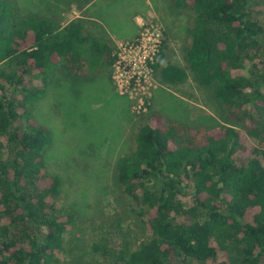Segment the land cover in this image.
<instances>
[{
  "label": "trees",
  "instance_id": "trees-1",
  "mask_svg": "<svg viewBox=\"0 0 264 264\" xmlns=\"http://www.w3.org/2000/svg\"><path fill=\"white\" fill-rule=\"evenodd\" d=\"M91 1L55 2L83 8ZM175 3L195 13L188 68L243 128L195 127L153 111L135 148L116 162V179L138 205L148 238L135 248L102 242L94 249L115 264H261L264 0ZM15 6L0 0V264H52L66 250L73 216L60 213L62 178L46 168L50 129L28 106L56 71L90 78L117 54L108 35L87 31L81 19L61 25L50 16L20 17ZM167 47L165 38L151 67L163 81L182 83L188 71L167 60Z\"/></svg>",
  "mask_w": 264,
  "mask_h": 264
},
{
  "label": "rangeland",
  "instance_id": "rangeland-1",
  "mask_svg": "<svg viewBox=\"0 0 264 264\" xmlns=\"http://www.w3.org/2000/svg\"><path fill=\"white\" fill-rule=\"evenodd\" d=\"M55 1L12 0L20 17L50 16L61 25L81 19L87 31L109 36L117 60L111 67L95 70L90 78L56 71L45 95L28 106L35 120L50 129L46 168L62 178L60 213L73 216L65 234L66 250L52 264H115L104 261L95 244L104 242L113 250L122 244L135 248L148 238L138 205L116 179V162L135 148L136 134L151 113L158 111L195 127L225 125L242 130L243 124L217 106L211 90L200 85L188 68V29L195 18L190 7L178 6L175 0H148L147 7L146 0H92L88 6L81 3L83 8ZM155 38L160 46L166 38L167 60L187 69L184 82L167 83L144 63ZM182 199L191 203L189 197Z\"/></svg>",
  "mask_w": 264,
  "mask_h": 264
},
{
  "label": "built area",
  "instance_id": "built-area-1",
  "mask_svg": "<svg viewBox=\"0 0 264 264\" xmlns=\"http://www.w3.org/2000/svg\"><path fill=\"white\" fill-rule=\"evenodd\" d=\"M141 42V41H140ZM154 44H153V47L151 48V51H149L148 53H147V57H146V59L144 60V63L146 64V66L149 64V67H151V62H152V60H153V56H154V54L159 50V48H160V40L158 39V38H155L154 39ZM136 46H138V45H136ZM144 47H146V45H143ZM146 51V50H145ZM147 62H148V64H147ZM152 68V67H151Z\"/></svg>",
  "mask_w": 264,
  "mask_h": 264
},
{
  "label": "crops",
  "instance_id": "crops-1",
  "mask_svg": "<svg viewBox=\"0 0 264 264\" xmlns=\"http://www.w3.org/2000/svg\"><path fill=\"white\" fill-rule=\"evenodd\" d=\"M148 3H149V1L148 0H146V2L144 3L145 4V7H147V5H148ZM91 3H89L88 5H90ZM87 5V6H88ZM139 13V12H138ZM136 20H139L140 18H141V15L140 14H137L136 16Z\"/></svg>",
  "mask_w": 264,
  "mask_h": 264
}]
</instances>
